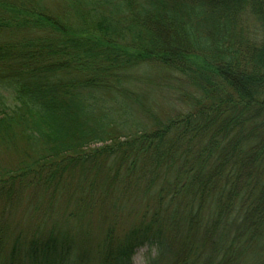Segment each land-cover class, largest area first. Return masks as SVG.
I'll list each match as a JSON object with an SVG mask.
<instances>
[{"label":"trees","instance_id":"16d2710c","mask_svg":"<svg viewBox=\"0 0 264 264\" xmlns=\"http://www.w3.org/2000/svg\"><path fill=\"white\" fill-rule=\"evenodd\" d=\"M142 249L264 264V0H0V264Z\"/></svg>","mask_w":264,"mask_h":264},{"label":"rangeland","instance_id":"374dc122","mask_svg":"<svg viewBox=\"0 0 264 264\" xmlns=\"http://www.w3.org/2000/svg\"><path fill=\"white\" fill-rule=\"evenodd\" d=\"M22 212H23V208H22ZM20 214V213H18ZM21 215V214H20ZM17 217V211H16V215L15 216H10V219L16 223L15 219L18 220ZM19 225H21L22 228L24 227H29L31 225V223H28L26 220H21L19 221ZM145 254H146V250L142 249L139 250L135 256L132 259V264H144L145 263Z\"/></svg>","mask_w":264,"mask_h":264}]
</instances>
